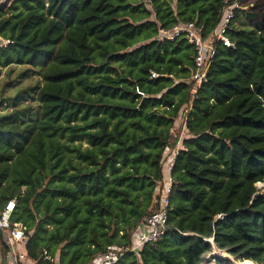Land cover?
I'll return each instance as SVG.
<instances>
[{
	"label": "trees",
	"instance_id": "obj_1",
	"mask_svg": "<svg viewBox=\"0 0 264 264\" xmlns=\"http://www.w3.org/2000/svg\"><path fill=\"white\" fill-rule=\"evenodd\" d=\"M179 23L233 44L195 91L193 47L156 39ZM0 38V71L37 79L0 97V212L15 200L31 260L264 264V0H13ZM179 140L166 230L130 252Z\"/></svg>",
	"mask_w": 264,
	"mask_h": 264
},
{
	"label": "built area",
	"instance_id": "obj_2",
	"mask_svg": "<svg viewBox=\"0 0 264 264\" xmlns=\"http://www.w3.org/2000/svg\"><path fill=\"white\" fill-rule=\"evenodd\" d=\"M232 18V13H228L225 18V25ZM225 25L219 30L217 36L206 42L200 33V28L194 23H179L170 29H160L156 37L157 40H170L183 37L193 47L194 50V72L190 81L193 83V91L199 88L202 82L206 80L208 68L210 66L213 53L214 42H222L226 47H233V44L224 36ZM158 76L151 73L150 78L155 79ZM138 95L144 96L138 89ZM180 137L184 133V122L186 111L181 115ZM175 131V130H174ZM176 155V154H175ZM175 156L171 157L165 164L164 171L168 172L173 167ZM171 177L167 175L163 188L160 193L158 208L148 215L140 231H145L134 241L133 246L129 250L135 252L138 248L145 244L155 242L159 239L166 230L168 217V196L171 188ZM15 209V200L7 202L4 209L0 212V264H37L31 260L24 251V246L27 242V237L20 223L11 222V216ZM221 217V216H219ZM124 254V250H117L114 246L107 247L106 251L90 264H114L116 260ZM52 261V259L44 254L43 261Z\"/></svg>",
	"mask_w": 264,
	"mask_h": 264
},
{
	"label": "rangeland",
	"instance_id": "obj_3",
	"mask_svg": "<svg viewBox=\"0 0 264 264\" xmlns=\"http://www.w3.org/2000/svg\"><path fill=\"white\" fill-rule=\"evenodd\" d=\"M13 0H0V14L5 12L6 8L10 5V3L12 2ZM249 3V2H248ZM20 67H15L14 68V71L12 73H8V75H6L7 73V70L5 69H2L0 71V97H7L9 95H12L14 93V89L12 88L13 85L16 84V82H21L20 83V87L21 88H24L26 87L28 84L30 83H34L36 82V76L33 75V74H30L28 73V75H26V77L23 79V80H19L17 79L18 77V74L20 72ZM8 81H13V84L11 85H8L6 86L5 84L8 82ZM15 82V83H14ZM29 101H21L20 104L22 105H25L27 104ZM178 122L180 123L181 120H178ZM178 124L176 123L175 126H177ZM179 129V130H178ZM175 130V129H174ZM177 131H174V136L176 137H180V127H177L176 128ZM166 181V173H164V182ZM260 185L256 184V189L258 191L257 195H264V181L263 183H259ZM262 190V191H261ZM138 231L135 232V234L133 235V240L134 241H137V238H138ZM212 256H219L221 258H227L231 264H245V262H235L231 257H229L228 255L224 254V253H221V252H214L212 254ZM251 263V262H250ZM208 264H213L212 262H209ZM253 264V263H252Z\"/></svg>",
	"mask_w": 264,
	"mask_h": 264
},
{
	"label": "crops",
	"instance_id": "obj_4",
	"mask_svg": "<svg viewBox=\"0 0 264 264\" xmlns=\"http://www.w3.org/2000/svg\"><path fill=\"white\" fill-rule=\"evenodd\" d=\"M178 120H182V119H181V116H180V117L176 120V122H175V125H176V123L178 124V125L175 126V128H174L175 131H177V130H176L177 127H180V126H181V125H180L181 122L179 123ZM178 130H179V129H178ZM180 132H181V128H180ZM183 137H185L184 134L180 137V140H181V138H183ZM180 140L177 142L176 146H175L173 149L170 150V156H171V157H174L175 154L177 153V151H178L179 149H181V143H180ZM171 157H170V158H171ZM164 173H166V177H167V175H169L168 172H165V171H164ZM144 232H145V231H143V230H142V231L138 230V233H139L138 237H139L140 235H142Z\"/></svg>",
	"mask_w": 264,
	"mask_h": 264
},
{
	"label": "water",
	"instance_id": "obj_5",
	"mask_svg": "<svg viewBox=\"0 0 264 264\" xmlns=\"http://www.w3.org/2000/svg\"><path fill=\"white\" fill-rule=\"evenodd\" d=\"M7 43H8L7 41H5L2 38H0V47L7 45ZM210 242L212 243V240H210Z\"/></svg>",
	"mask_w": 264,
	"mask_h": 264
},
{
	"label": "bare ground",
	"instance_id": "obj_6",
	"mask_svg": "<svg viewBox=\"0 0 264 264\" xmlns=\"http://www.w3.org/2000/svg\"><path fill=\"white\" fill-rule=\"evenodd\" d=\"M4 1V0H3ZM263 183V182H262ZM258 185H260V184H258ZM262 191V190H261ZM245 264H252V263H250L249 261H246V263Z\"/></svg>",
	"mask_w": 264,
	"mask_h": 264
}]
</instances>
